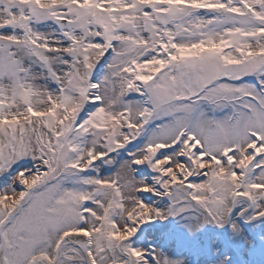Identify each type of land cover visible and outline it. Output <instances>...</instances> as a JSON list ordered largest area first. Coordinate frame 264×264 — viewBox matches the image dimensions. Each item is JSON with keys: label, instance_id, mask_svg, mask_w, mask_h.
Instances as JSON below:
<instances>
[{"label": "snow or ice", "instance_id": "snow-or-ice-1", "mask_svg": "<svg viewBox=\"0 0 264 264\" xmlns=\"http://www.w3.org/2000/svg\"><path fill=\"white\" fill-rule=\"evenodd\" d=\"M0 264H264V0H0Z\"/></svg>", "mask_w": 264, "mask_h": 264}]
</instances>
